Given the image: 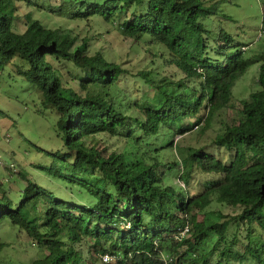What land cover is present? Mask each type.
Returning a JSON list of instances; mask_svg holds the SVG:
<instances>
[{
	"label": "trees",
	"instance_id": "trees-1",
	"mask_svg": "<svg viewBox=\"0 0 264 264\" xmlns=\"http://www.w3.org/2000/svg\"><path fill=\"white\" fill-rule=\"evenodd\" d=\"M19 1L71 19L98 16L136 40L149 36L167 49L168 62L183 76L156 80L150 70L130 71L153 93L139 103L125 100L116 92L127 72L121 63L98 50L89 53L70 29L47 26L31 11L23 15L25 28L16 30ZM216 2L0 0V62L17 58L16 71L41 90L44 105L56 109L55 126L65 148L61 157L69 168L57 174L70 192L85 199H62L25 176L16 202L0 192V227L24 232L41 250L27 264H89L76 243L99 255L114 254L105 264H167L164 254L173 257L172 264H231L241 227L246 252L250 249L255 263L264 264V50L244 55L246 44L233 43L224 29L211 36L201 19L216 13ZM255 62L258 87L240 100L242 117L214 137L216 145L233 152L228 161L187 147L161 169L163 163L146 159L148 148L137 153L97 147L94 138L100 132L123 135L140 149L163 126L183 134L203 120V130L228 106L235 81ZM132 106L138 116L125 111ZM174 168L182 182L178 188L166 181ZM193 171L214 174L189 192ZM214 199L239 211L209 221L206 210ZM185 223L188 232L176 238ZM230 225L236 231L232 236ZM6 244L0 240V251Z\"/></svg>",
	"mask_w": 264,
	"mask_h": 264
},
{
	"label": "rangeland",
	"instance_id": "rangeland-1",
	"mask_svg": "<svg viewBox=\"0 0 264 264\" xmlns=\"http://www.w3.org/2000/svg\"><path fill=\"white\" fill-rule=\"evenodd\" d=\"M215 1H217L216 13L201 19V22L209 29V34L214 36L219 29L228 31L233 37V43L243 42L246 44L242 47L246 49L244 55L263 51L264 0ZM49 2L55 5L59 0H49ZM18 4L21 18L16 22V30L22 31L25 28L23 15L27 11H31L33 17L39 18L47 26H60L64 28L65 32L70 29L71 33L77 37L76 44L87 43L89 53L98 50L107 59L121 63L127 72L122 74L118 81L116 92L125 97V100L134 98L140 102L144 94L147 93L148 97H151L153 93L147 83L143 82L139 76L131 75L130 71L150 70V76L156 80L162 78L174 81L183 76L178 68L168 62L167 49L149 36L137 40L124 36L118 31L116 24L98 16L87 19H71L57 15L52 11L31 7L22 1H19ZM15 62H18L17 58L8 63L0 62V183L2 185L0 192L5 191L16 202L15 194L24 185L25 176L62 199L74 198L78 202H83L85 199L70 192V184L57 174V172L65 174L69 170L68 160L61 157L65 148L55 126L57 111L55 108L43 104L41 90L23 74L16 71ZM258 66V62L250 64L247 70L238 77L232 87V97L228 106L215 114L210 125L203 130H200L203 120L198 123V127L194 126L183 134L176 133L175 128L169 130L163 126L157 135L148 137L146 139L149 141L148 144L143 143L140 149H134L131 141L125 139L123 135L100 132L94 138L97 147L105 148L106 152L136 150L137 153L148 148L144 153L146 159L160 161L163 163L160 165L161 169L167 168L166 163L178 159L177 152L187 147V151L191 148H200L215 153L228 161L233 152L223 146L216 145L214 137L216 133L223 130L225 124L237 122L242 117L240 100L246 98L252 90L258 87ZM125 111L134 116L139 115L135 106L127 108ZM205 111L206 109L202 110L203 117L206 114ZM168 141L172 142L168 143ZM176 169L174 168L168 173L166 181L178 188L182 182ZM213 174L206 171H193L188 186L189 192L197 191L201 183L208 176L212 177ZM206 211H208L206 219L212 221L220 218L221 213L234 214L239 211V208L220 204L214 199ZM235 232V227L230 225L227 230L228 236H232ZM244 233L241 227L240 233L235 237L234 250L238 255L231 259V264H256V256L249 251L250 249L247 252L245 250ZM214 239L215 236L209 240V246ZM0 240L7 242L0 251V264H27L41 254V250L31 242L24 232L17 231L11 225L4 224L0 227ZM220 244L222 245L221 242ZM75 245L76 248L82 250V254L86 258L85 263L105 264L101 254L99 255L91 249L88 250L86 243H76Z\"/></svg>",
	"mask_w": 264,
	"mask_h": 264
},
{
	"label": "built area",
	"instance_id": "built-area-1",
	"mask_svg": "<svg viewBox=\"0 0 264 264\" xmlns=\"http://www.w3.org/2000/svg\"><path fill=\"white\" fill-rule=\"evenodd\" d=\"M188 230H189V225H188V223H185L182 226V228H180L178 230V232L174 236L176 238L180 239L181 237H183L188 232ZM101 257H102L103 261H105V262H109V261L115 259V255L114 254H110V253H103V254H101ZM163 260L167 264H172L173 257L171 255L164 254L163 255Z\"/></svg>",
	"mask_w": 264,
	"mask_h": 264
}]
</instances>
